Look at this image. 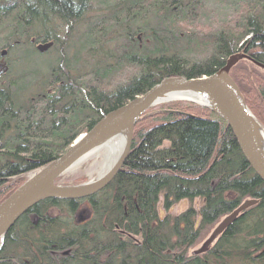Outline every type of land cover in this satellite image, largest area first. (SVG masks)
I'll list each match as a JSON object with an SVG mask.
<instances>
[{"label": "trees", "instance_id": "16d2710c", "mask_svg": "<svg viewBox=\"0 0 264 264\" xmlns=\"http://www.w3.org/2000/svg\"><path fill=\"white\" fill-rule=\"evenodd\" d=\"M89 1L0 0V46L7 49L9 71L26 62L25 54H40V43L54 48L61 28L72 32ZM147 1L116 4L115 13L83 35L80 49L91 61L60 54L41 75V89L23 103L15 99L17 79L0 84V202L25 174L163 78L210 75L239 45L264 64V0H242L246 11H239L233 28L209 32L185 27L203 0ZM250 71L241 64L231 76L264 122V74ZM167 108L183 114L141 118L127 160L104 189L84 199H47L21 216L4 239L0 264H264V183L221 117L187 102ZM161 197L166 210L181 200L191 205L161 217ZM246 198L258 203L205 253L190 251Z\"/></svg>", "mask_w": 264, "mask_h": 264}, {"label": "water", "instance_id": "95a60500", "mask_svg": "<svg viewBox=\"0 0 264 264\" xmlns=\"http://www.w3.org/2000/svg\"><path fill=\"white\" fill-rule=\"evenodd\" d=\"M52 45L53 42L40 43L37 50L44 53ZM6 54V50L1 51L0 75L8 71ZM242 60L248 61L264 74V64L246 53H236L231 54L224 65L210 75L197 78L165 77L143 94L107 113L87 132L80 134L63 154L25 174L26 179L0 202V249L7 233L19 218L39 202L47 199H84L104 189L122 169L130 154L137 122L150 115L151 109L166 100L194 103L221 117L231 130L246 162L264 183V125L250 110L240 87L231 76V70ZM158 112L183 114L174 109ZM114 140L122 142L121 152L104 174L79 183L59 182L78 163ZM257 203L256 198L243 201L217 223L202 246L193 253L202 254L209 250L228 227Z\"/></svg>", "mask_w": 264, "mask_h": 264}, {"label": "rangeland", "instance_id": "374dc122", "mask_svg": "<svg viewBox=\"0 0 264 264\" xmlns=\"http://www.w3.org/2000/svg\"><path fill=\"white\" fill-rule=\"evenodd\" d=\"M126 1L127 0H111V1L109 0H90L87 6L86 12L83 18L81 19V22H78L75 24L76 26L74 27L72 32L67 33V28L65 26L61 28L62 30L59 36L61 38L54 48L44 53L35 54L33 56L31 55L28 56L27 54H25L26 55L25 58H27V60H25L26 62L23 61L21 65H19V67H17L16 65H13V62L16 61V57H17L16 52H14V54H11L9 56V62H10V66L13 65L12 66L13 69L11 67V70L9 71V66H8L9 72L8 71L6 72L8 74L5 73L3 75H0L3 77L2 80L0 81V84H6L10 80L17 79L16 82H18L20 86L18 87V90L15 93V99L18 103H23L27 96L29 97V95L33 94L32 92H34L36 89L38 90L41 89L40 87L43 84V80H41V77H42L41 75H45L51 69V67L56 64L58 56H61L62 54L65 53L66 55L71 57L72 54L80 53L81 57L76 56L80 58L78 63H81V62L83 63L84 59L91 61V58L90 59L85 58L86 50L85 51L81 50L83 49L81 48V46H84L83 45L84 44L83 35L89 32L90 27L92 26L93 23L106 20L113 13H115V11L117 10V7L115 8L116 4L118 3L123 4ZM134 1L137 3V2H140V1L142 2L145 0H134ZM244 7H245V4L242 2V0H203L202 7L198 11L197 17L194 18L191 24L187 21L185 23L187 24V26L185 25V27H187L190 30L194 29V30H198L201 32L219 30L220 28H223V29L233 28V26L235 25L237 14H239V11L241 10L246 11V8ZM119 30L121 31V29ZM65 34H67V36H65ZM114 36L116 37L117 35L110 34L111 38ZM240 46L241 45L238 46L239 48L233 54L246 53L247 55H249L246 52V49ZM3 50L7 51L5 45L2 44L0 46V51H3ZM98 53H99V50H97V46H94L93 54H98ZM72 57L74 58V56ZM241 64H244L246 67H248L249 74L252 75V71L250 70L254 69L253 68L254 66L248 61L242 60L235 67L237 68L239 67L240 69ZM182 103H186V102H182ZM258 103L259 105H261L259 100H258ZM191 104H194V103H191ZM167 105L168 104H165L162 106H156L153 109H151L149 112L150 113L152 112L151 114H154L158 110L169 109L167 108ZM259 105L256 104V106L254 105V107L259 109L260 111H263V108L260 107ZM177 109H174V110H177ZM254 115L264 125V122L262 121V119L259 116H257L255 113ZM95 154L85 158L79 164H77L75 167H73L71 170L65 173L60 178L59 182L65 183V184L79 183V182H83L88 179L99 176L96 174L97 173L96 170L104 162L105 157L104 155H102V153L100 154L99 157H97L96 156L97 154L96 155ZM26 177L27 175L23 176L22 178L25 180ZM16 179L17 178H15V180ZM246 199H244L243 201H245ZM162 200L163 199L161 197V202L159 204V214L161 217H165L166 215H171V216L179 215L191 205V202L187 200H181L175 203L171 207V209L166 210L163 208ZM193 206L197 208L198 201H195ZM222 218L220 219V221L222 220ZM216 225L217 224L211 226L210 229L202 233L201 239L190 249L191 252H194L195 250H197L198 248L202 246V244L209 237L211 231L214 229Z\"/></svg>", "mask_w": 264, "mask_h": 264}, {"label": "bare ground", "instance_id": "6f19581e", "mask_svg": "<svg viewBox=\"0 0 264 264\" xmlns=\"http://www.w3.org/2000/svg\"><path fill=\"white\" fill-rule=\"evenodd\" d=\"M198 100H200V99H198ZM180 101H183V100H175V101L166 100V101H163L162 103H160L159 105L162 106V105H165V104H171V103L180 102ZM122 145L123 144H122L121 141L119 142L118 140H114L108 146L104 147L103 149H100V150L96 151L97 155L94 153L97 157H99L101 153L105 157L104 162L96 170L97 171V173H96L97 175L104 174L113 165V163L117 160V158H118V156H119V154L121 152Z\"/></svg>", "mask_w": 264, "mask_h": 264}, {"label": "flooded vegetation", "instance_id": "af4514ba", "mask_svg": "<svg viewBox=\"0 0 264 264\" xmlns=\"http://www.w3.org/2000/svg\"><path fill=\"white\" fill-rule=\"evenodd\" d=\"M6 55H7V54H6ZM6 55H5V56H6ZM1 58H2V57H1V55H0V60H1Z\"/></svg>", "mask_w": 264, "mask_h": 264}]
</instances>
